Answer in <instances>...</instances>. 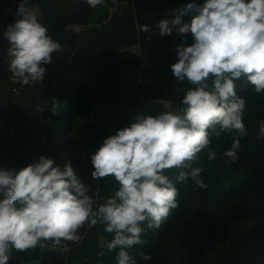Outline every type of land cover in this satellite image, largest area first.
I'll return each mask as SVG.
<instances>
[{
	"label": "trees",
	"instance_id": "1",
	"mask_svg": "<svg viewBox=\"0 0 264 264\" xmlns=\"http://www.w3.org/2000/svg\"><path fill=\"white\" fill-rule=\"evenodd\" d=\"M113 13L94 22L95 8L87 0H28L26 7L40 9L38 16L49 35L62 46L45 65L43 81L24 85L8 70V42L3 33L19 19L15 0H0V122L12 131L0 133V161L21 169L40 156L54 159L61 167L71 160L89 193L104 203L118 188L111 177L91 178V156L118 129L129 126L138 115L178 111L189 87L174 78L171 65L180 37H161L156 27L170 19L174 10L205 0H117ZM22 2V0H20ZM107 20H109L107 22ZM150 26L145 32L143 26ZM77 26L80 29H74ZM188 44L192 37H187ZM139 46L141 56L123 59L126 49ZM145 64V66H143ZM141 68L146 83L130 80ZM130 80V81H129ZM148 81V82H147ZM237 95L246 99L244 122L248 135L241 139L238 159L223 153L231 147L228 134L212 137L214 161L205 149L193 167L202 165L205 189L193 190V181L177 183L180 207L159 229H148L146 244L127 249L137 264H264V139L258 138L264 120V94L253 92L250 83L237 81ZM86 154V158L82 155ZM225 160L229 162L224 163ZM179 170L167 174L175 181ZM80 241L60 247L12 253V263L117 264L115 252L101 245L112 239L102 225H85ZM99 252L105 254L100 257ZM140 253L151 259L143 260Z\"/></svg>",
	"mask_w": 264,
	"mask_h": 264
},
{
	"label": "clouds",
	"instance_id": "2",
	"mask_svg": "<svg viewBox=\"0 0 264 264\" xmlns=\"http://www.w3.org/2000/svg\"><path fill=\"white\" fill-rule=\"evenodd\" d=\"M104 0H87L95 8ZM19 4L16 19L3 33L8 42L9 71L22 84L42 82L53 53L62 51L42 24L38 12ZM156 27L161 37H180L177 62L171 71L189 87L178 111L136 115L129 126L107 137L91 156L93 180L113 178L114 195L97 203L91 186L82 181L67 160L61 167L48 156L19 170L0 167V264H10L12 253L79 243L85 225H102L112 234L107 251L117 264H137L127 249L146 244L142 233L159 229L180 207L177 183L193 181V190L208 185L202 165L193 167L205 149L207 161L217 158L212 137L231 136L223 155L238 159L241 139L248 135L244 122L246 99L237 95V81L250 83L264 94V0H205L174 10ZM145 32L150 26L144 25ZM192 43L187 41L188 35ZM258 138L264 139V120ZM225 160L224 163H228ZM179 170L175 181L167 174ZM105 253L99 252L102 257ZM147 261L151 257L140 253Z\"/></svg>",
	"mask_w": 264,
	"mask_h": 264
},
{
	"label": "rangeland",
	"instance_id": "3",
	"mask_svg": "<svg viewBox=\"0 0 264 264\" xmlns=\"http://www.w3.org/2000/svg\"><path fill=\"white\" fill-rule=\"evenodd\" d=\"M109 12V8L107 6H97L95 7V17L93 19V23L94 22H99V20L106 16L107 13ZM74 29L79 30L80 28L75 26ZM121 58L123 59H134L137 57L141 56V51H140V47L139 46H135L129 49H126L125 51H122L120 54ZM130 80L135 81V79H137V81L139 80V78L144 79L143 73L141 72V68H137V69H133L130 76H129ZM129 80V81H130ZM145 80V79H144ZM148 82V81H147ZM146 83V80H145ZM3 124L2 122H0V125ZM6 127H0V133H2L3 131H5ZM82 158H86V154L82 155ZM4 160L0 161V167L3 168L4 165ZM104 241V239H103ZM105 243L107 242L106 240L104 241Z\"/></svg>",
	"mask_w": 264,
	"mask_h": 264
},
{
	"label": "built area",
	"instance_id": "4",
	"mask_svg": "<svg viewBox=\"0 0 264 264\" xmlns=\"http://www.w3.org/2000/svg\"><path fill=\"white\" fill-rule=\"evenodd\" d=\"M30 1H32V0H30ZM21 2H20V0H15V4H17L18 5V7H19V4H20ZM119 4H118V1L117 0H104V2H103V4H101V5H98V6H107L108 8H109V14H110V16H111V14L113 13V10H114V8L116 7V6H118ZM32 6H30L29 8H31ZM109 20H107V22H108ZM143 66H145V64H143ZM145 82V80L144 79H140L139 78V80H138V83H144ZM24 86V84H22V83H20V87H19V90H18V88L17 89H15L16 90V92L17 93H19V91H20V89L22 88ZM12 131L13 130V127L12 128H7L6 127V130L5 131ZM10 264H15V263H12V262H10ZM17 264H24V263H17Z\"/></svg>",
	"mask_w": 264,
	"mask_h": 264
},
{
	"label": "crops",
	"instance_id": "5",
	"mask_svg": "<svg viewBox=\"0 0 264 264\" xmlns=\"http://www.w3.org/2000/svg\"><path fill=\"white\" fill-rule=\"evenodd\" d=\"M34 9L37 10V12H38V16H39V15L41 14L40 9H38L37 7H34ZM4 126H5L4 123L0 125V127H4ZM5 127H6V126H5ZM5 129H6V128H5ZM3 168L10 169V167L5 166V165H3ZM103 239H104V238H101V245H102V246H106L107 242H106V243L104 242L106 239H104V241H103ZM106 241H107V240H106ZM47 247H48V248H51L50 246H46L45 248H47ZM45 248H43V249H45ZM36 249H38L39 252L42 250V249H40V248H36ZM40 253H41V252H40ZM29 264H41V262H40L39 259H36V258H35V260L30 261Z\"/></svg>",
	"mask_w": 264,
	"mask_h": 264
},
{
	"label": "water",
	"instance_id": "6",
	"mask_svg": "<svg viewBox=\"0 0 264 264\" xmlns=\"http://www.w3.org/2000/svg\"><path fill=\"white\" fill-rule=\"evenodd\" d=\"M19 8V7H18Z\"/></svg>",
	"mask_w": 264,
	"mask_h": 264
}]
</instances>
